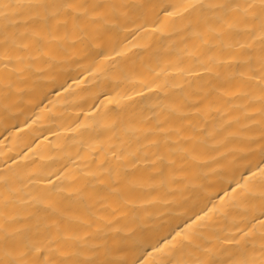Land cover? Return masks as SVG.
Masks as SVG:
<instances>
[{"label": "bare ground", "instance_id": "1", "mask_svg": "<svg viewBox=\"0 0 264 264\" xmlns=\"http://www.w3.org/2000/svg\"><path fill=\"white\" fill-rule=\"evenodd\" d=\"M0 264H264V0H0Z\"/></svg>", "mask_w": 264, "mask_h": 264}]
</instances>
